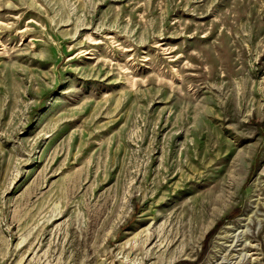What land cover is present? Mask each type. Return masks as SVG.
<instances>
[{"label":"rangeland","instance_id":"1","mask_svg":"<svg viewBox=\"0 0 264 264\" xmlns=\"http://www.w3.org/2000/svg\"><path fill=\"white\" fill-rule=\"evenodd\" d=\"M234 262L264 264V0H0V264Z\"/></svg>","mask_w":264,"mask_h":264},{"label":"bare ground","instance_id":"2","mask_svg":"<svg viewBox=\"0 0 264 264\" xmlns=\"http://www.w3.org/2000/svg\"><path fill=\"white\" fill-rule=\"evenodd\" d=\"M154 237V233H151L150 234V240L152 239ZM237 241V240H236ZM237 244V243H236ZM234 264H236L235 262H234Z\"/></svg>","mask_w":264,"mask_h":264}]
</instances>
